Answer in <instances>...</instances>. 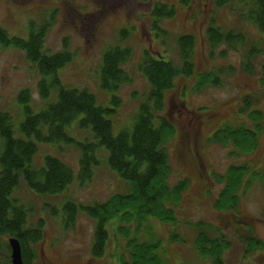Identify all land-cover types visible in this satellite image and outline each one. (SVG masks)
Here are the masks:
<instances>
[{
	"label": "rangeland",
	"instance_id": "374dc122",
	"mask_svg": "<svg viewBox=\"0 0 264 264\" xmlns=\"http://www.w3.org/2000/svg\"><path fill=\"white\" fill-rule=\"evenodd\" d=\"M156 4L174 8L173 18L158 23L162 34L152 29L154 19L150 13ZM30 23L48 25L43 45L45 54H56L64 49L71 54V61L57 72L63 88L87 91L100 107H110L112 95L119 99L109 119L114 135L132 129L138 107L150 90L139 70L143 59L148 56L171 62L176 69L180 67L176 45L179 36L193 38L195 74L233 69L232 73L219 76L220 85L206 87L199 93L193 92L196 76H178L173 88L165 94L160 116L173 126L166 145L170 183L185 179L188 188L176 210L178 224L149 221L139 238L160 242L163 264H209L193 251L192 245L197 224H210L231 243L230 250L224 254V264H264L263 50L252 61L253 72L242 71L247 49L257 44V30L239 22L237 12H231L230 6L216 8L213 0H0V27L9 37L28 39ZM211 25L223 32L243 33L246 44L239 47L238 52L221 46L211 55L206 39ZM124 30L126 36L120 40L119 34ZM113 47L130 51L129 59L121 66L129 82L122 84L117 93L101 90L99 80L102 56ZM221 51H225L224 57L219 56ZM40 80L22 50L0 45V113L10 116L15 137L20 136L19 126L24 119L22 105L17 100L20 92L28 91L34 114L55 101V91L49 101H41L37 91ZM243 98L249 99L250 105L242 114L239 109ZM252 111L262 116V131L254 152L230 155L235 150L229 144L221 147L208 141L223 125L254 130L249 118ZM77 120L66 129L68 137L73 142H93L91 132L80 130ZM37 149L33 166L40 167L45 156H52L77 173L80 152L75 144L37 143ZM96 156L98 164L92 168L91 179L79 182L75 177L73 183L56 196L36 195L21 180L12 192L11 198L27 210V227L43 223L41 242L32 246L36 255L32 264H116L117 257L125 253L123 241L116 235L112 223L107 227L109 239L105 253L98 259L91 256L94 221L78 208L73 224H64V202H72L77 207L90 206L128 192L127 183L108 168L105 150L99 149ZM243 164L256 171L258 178H252L248 186L242 187L236 213L214 209L213 202L222 187L216 176L223 175L231 166ZM172 234L182 237L183 242H171ZM247 236L257 238L263 244L262 249L245 254ZM8 240L0 236V264L9 262Z\"/></svg>",
	"mask_w": 264,
	"mask_h": 264
},
{
	"label": "trees",
	"instance_id": "16d2710c",
	"mask_svg": "<svg viewBox=\"0 0 264 264\" xmlns=\"http://www.w3.org/2000/svg\"><path fill=\"white\" fill-rule=\"evenodd\" d=\"M213 1L216 8L230 6L231 12H237L239 22L257 30V44L252 43L242 62V71L251 74L255 55L262 50L264 52V0ZM233 6L236 7L235 10L232 9ZM150 16L154 19L152 29L162 34L164 32L159 30L158 23L160 20L173 18L174 8L156 4ZM29 27L26 40L9 37L0 27V45L24 52L27 62L35 67L41 77L37 84L39 98L47 102L55 91V101L46 104L44 109L34 114L30 108L28 91L20 92L17 100L22 105L24 119L19 126V137L14 136L10 116L0 113V236L16 239L23 264H32L36 259L32 246L41 242L43 223L40 221L34 228L27 227V210L11 198L12 192L20 180L32 193L42 196L60 194L73 183L75 177L79 182L90 180L92 168L98 164L96 152L102 148L107 153L108 168L127 183L128 192L113 195L103 203L90 206L77 207L72 202H64V224H73L78 208L94 221L91 245V256L94 259L103 257L109 239L107 227L112 223L115 225L116 235L123 241L125 251L117 257L116 264H163L164 260L159 251L160 242L154 239L142 240L139 238L140 233L152 220L176 226V210L188 188L185 179L170 183L171 168L166 145L173 134V126L160 116L164 108V96L173 88L178 76H196L193 92L199 93L206 87L220 85L219 76L232 73L233 69L227 67L225 70L218 69L216 73L195 74L192 62L193 38L179 36L176 45L180 67L176 69L171 62L148 56L143 59L139 70L147 80L150 90L138 107L132 129L122 130L114 135L109 119L114 115L115 108L120 103L119 99L112 95L111 106L100 107L96 105L94 96L87 91L63 88L57 72L71 61V54L66 49L56 54H45L43 45L48 25L35 26L30 23ZM119 36L122 40L126 31H121ZM206 39L211 55L221 46L238 52V48L246 44L243 33L232 30L223 32L213 25L207 29ZM219 56L224 57L225 51L219 52ZM129 57L130 51L120 47L110 48L103 54L99 75L101 90L117 93L122 84L129 82V77L121 67ZM261 70L264 74V63ZM47 77L49 80H46ZM262 83L264 84V79ZM249 105V99L243 98L240 113L248 111ZM249 118L254 130L243 126L233 128L223 125L208 141L221 147L229 144L235 150L230 155L254 152L262 131V116L260 112L252 111ZM76 120L80 130L91 132L93 142L78 143L68 137L66 129ZM37 143L75 144L80 152L77 173L52 156H45L40 167L33 166L32 162L38 151ZM249 175L251 178L247 177ZM252 178H258V174L247 164L231 166L223 175H217L216 181L222 187L213 202L214 209L236 213L239 193L243 186L249 185ZM197 229L193 251L209 264H224L223 257L231 248L230 241L210 224L198 223ZM181 238L176 234L170 237L171 242L178 243L183 242ZM244 243L245 254L263 247L253 236H247ZM6 250H9L8 246ZM8 264H11L10 259Z\"/></svg>",
	"mask_w": 264,
	"mask_h": 264
},
{
	"label": "water",
	"instance_id": "95a60500",
	"mask_svg": "<svg viewBox=\"0 0 264 264\" xmlns=\"http://www.w3.org/2000/svg\"><path fill=\"white\" fill-rule=\"evenodd\" d=\"M8 247L10 250V263L11 264H23L22 257H21V250H20L18 241L13 238L9 239Z\"/></svg>",
	"mask_w": 264,
	"mask_h": 264
}]
</instances>
